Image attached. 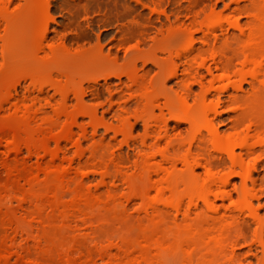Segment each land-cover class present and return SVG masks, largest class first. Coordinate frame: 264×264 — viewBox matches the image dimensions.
<instances>
[{"label":"rangeland","instance_id":"374dc122","mask_svg":"<svg viewBox=\"0 0 264 264\" xmlns=\"http://www.w3.org/2000/svg\"><path fill=\"white\" fill-rule=\"evenodd\" d=\"M10 1L8 7L0 4V245L6 244L10 248L8 264H117L128 261L122 253L125 247H130L131 256L137 257L135 250L151 238H163L171 244L173 234L183 228L184 222L181 217L176 223L173 222L175 204L171 203L170 193L159 196L151 190L144 200L134 199L125 208L127 198L132 196V189L126 181L114 180L113 177L107 179V186L101 184L104 165L99 164L98 158H92L89 150L92 146L100 147L99 154H104L105 163L110 164L111 176L117 167L110 154L122 150V155L127 159L128 152L130 158L125 164L127 176L137 181L138 172L134 165L139 153L123 142L118 129L123 125L128 128L132 126L133 137L141 136L145 123L159 114L155 110L154 115L147 113L144 119H135V112H140L135 103L140 101L143 93H150L152 98L160 97L163 88L173 94L177 82L171 79L164 87L159 79L166 75L151 62L144 64V60L156 52L159 60L168 61V55L159 51L164 48L171 50L172 57L181 52L180 43L173 37L175 32L203 22L221 21L227 26L235 15L234 9L238 4L242 6L246 0H177L175 17L179 21L173 27L165 26L163 35L158 37L162 40L161 45H142L138 49L135 47L140 38L129 23L122 22L128 27L121 32L118 31L120 24L116 27L115 21V25L109 28L98 25L83 11L82 6L87 0ZM64 3L66 11L63 10ZM206 3L216 7L215 14L210 17H207L208 12L203 13ZM47 4L56 15L55 21L50 23L51 30L55 31L51 36L56 37L52 43L62 50V54L54 60L38 51V33L47 17L44 12ZM77 9L81 10L79 14H76ZM149 12L148 8L144 9L146 15ZM169 12L168 8L167 14ZM170 17L174 19V16ZM245 21L246 18H242V22ZM65 24L70 28L65 29ZM62 35L66 39L61 44L58 38ZM201 35V32L195 34L197 46L202 45L199 39ZM113 44L117 45L112 49L114 54H118L116 61L114 54L108 56ZM219 49L220 44L215 46V50ZM222 52L231 56L223 46ZM104 74L109 76L105 79ZM128 74L143 81L140 85L142 91L132 87ZM182 76L179 71L178 77ZM153 79L155 81L151 88ZM240 79L233 73L229 80L223 78L222 82L215 84L216 87H227L222 97L224 104L233 100L228 95L240 96L235 105L219 110L215 125L221 132L232 125L236 113H239V106L245 110L244 115L251 116L254 122L264 120V99L250 101L251 91L246 83L242 90L235 89L234 85ZM41 85L47 92L36 99L35 90ZM198 90L197 85L192 86L194 93ZM80 95L83 96L82 102L77 100ZM65 97L66 104L62 102ZM23 101L30 108L29 113L16 112V107ZM189 104H192V100H189ZM35 110L42 111L37 118L32 117ZM114 111L122 116L115 115ZM90 116L94 117L93 122ZM75 117L80 127L90 130L88 139L77 147L75 142L79 138V129L74 128L77 134L64 142L66 161L58 167L69 171V175L64 179H47L42 169L46 167L48 159L42 161L37 154L30 153L27 146L48 144L47 149L54 151L53 138L60 136ZM166 121L170 140L182 138L190 142L195 138L187 122L171 118ZM94 126L98 133L92 137ZM108 142L113 144L111 148L107 146ZM15 149L21 150L18 159L13 157ZM80 151L85 155L79 166L78 160L70 161ZM16 161L19 163L16 164ZM16 165L20 170L25 167L30 173L21 175ZM81 175L89 179L81 189H77L75 178ZM232 183L239 184V179L234 177ZM177 193L186 206L188 199L184 184H179ZM258 195L259 202L254 201V207L264 222V191ZM31 196L41 199L39 208L42 217L34 214V204L25 202L20 205V200ZM114 199L121 205L114 206ZM79 200L87 224L79 218L76 207ZM225 205L228 211L233 208L229 202ZM156 207L171 212L167 221L159 222L158 217L155 221L151 220L149 216ZM16 232L21 236L11 244L10 238ZM250 244L251 241H248L236 248L237 258L244 264H258L261 255L255 247L249 251ZM102 247H109L111 256L101 259L99 250ZM162 260L164 264H182L174 262L170 254L164 255Z\"/></svg>","mask_w":264,"mask_h":264},{"label":"bare ground","instance_id":"6f19581e","mask_svg":"<svg viewBox=\"0 0 264 264\" xmlns=\"http://www.w3.org/2000/svg\"><path fill=\"white\" fill-rule=\"evenodd\" d=\"M10 3V0H0V4L5 7ZM177 6V0H87L82 8L93 21L104 28L112 27L116 23V27L120 24L118 31L121 32L124 27H128L122 22L129 23L130 28L140 38L135 47L138 49L142 45H161L162 40L158 37L163 35L165 26L173 27L174 23L179 21L175 17ZM146 8L150 10L148 15L144 13ZM215 8V5L206 3L203 13L208 12L207 17H210L215 14ZM63 10L66 11V3L63 4ZM44 12L47 17L39 29L38 51L54 60L62 54L59 45L54 46L52 43L56 37L51 36L55 31L51 30L50 23L55 21L56 15L51 12L48 4ZM80 12L81 10L77 9L76 14ZM233 12L235 15L227 26L221 21L207 24L203 22L194 26L192 24L184 31L175 32L173 37L180 43L181 52L172 57L171 50L164 48L159 51L168 55V61L159 60L156 52L144 60V64L151 62L166 75L165 78L159 79L164 87L171 79H176L177 82L173 94L163 88L160 97L152 98L150 93H143L140 101L135 103L140 109V112H135V119H144L147 113L154 115L155 110H158L159 114L145 123L141 136L133 137L132 126L128 128L123 125L118 129L123 142L139 153L134 165L138 172L137 181L127 176L125 164L130 158L128 152L127 159L122 155V150L110 154L117 167L111 176L110 164L105 163L104 154H99L100 147L92 146L89 150L91 157L98 158L99 164L104 165L101 184L107 186V179L113 177L114 180L126 181L132 189V196L127 198L125 208L134 199L144 200L151 190L159 196L168 192L171 195V203L175 204L173 222L176 223L179 217L184 222L183 228L173 234L171 244L163 238H151L135 250L137 257L131 256L130 247H125L122 253L128 261H120L117 264H164L162 259L166 254L172 255L174 262L182 264H244L237 258L235 250L248 241H251L248 250L252 251V247H255L261 255L258 264H264V222L254 207V201L259 202L258 194L264 191V120L254 122L251 116L244 115L245 110L239 106V113H236V119L227 131L221 132L215 125L219 110L235 105L240 97L230 94L228 96L233 100L228 104L222 102L227 87H216L215 84L222 82L223 78L229 80L230 75L234 73L241 78L240 82L234 85L235 89L242 90L243 84L246 83L251 91L250 101L264 99V0H246L242 6L238 4ZM170 16H174V19ZM242 18H246V21L242 22ZM66 27L70 28L65 24L64 28ZM198 32L202 33L199 38L201 46L195 44V34ZM65 39V35L58 38L61 44ZM218 44L219 51L215 50ZM116 46H111L108 56L114 54L112 49ZM222 46L231 54L230 57L222 52ZM114 56L115 61L119 59L118 54ZM179 71L183 74L181 78L178 77ZM108 76L109 74L103 75L105 79ZM128 77L132 87L142 91L140 85L143 81L133 75L128 74ZM155 79L150 82L151 88ZM193 85L198 86L197 93L192 91ZM35 92L38 99L47 91L44 85H41ZM77 100L82 102L83 96H78ZM189 100H192V104H189ZM62 102L66 104V97ZM29 111L30 108L25 106L24 101L16 107L18 113ZM40 113L41 110H35L32 117L37 118ZM114 113L118 114L117 111ZM167 118L187 122L190 131L195 133V138L190 142L182 138L170 140ZM91 119L93 122L94 117L90 116ZM74 128L79 129V138L75 145L81 147L83 141L88 139L90 130L84 126L80 127L76 117L60 136L53 138L56 146L54 151L47 149L48 144L41 147L34 144L27 146L29 152L37 154L42 161L48 159L46 167L42 169L47 179H64L69 175V171L58 167L66 161L64 142L77 134ZM97 133L98 129L94 126L92 137ZM107 146L111 148L113 144L108 142ZM20 153L21 150L15 149L13 157L18 159ZM84 155L85 153L80 151L70 162L78 160L80 166ZM98 155L100 157H97ZM17 163L19 161H16ZM23 165L24 163L21 164ZM16 167L23 176L30 173L25 167L21 170L18 165ZM234 177L239 179V184L232 183ZM75 179L77 189H81L89 178L81 175ZM180 183L184 184L187 190L186 206L177 195ZM25 202L35 205L36 216H43L39 208L40 198L31 196L22 199L20 205ZM226 202L233 205L229 211ZM80 205L81 200L76 203L79 218L87 224V218L80 210ZM113 205L121 204L114 199ZM170 215V211L156 207L149 217L152 221L158 217L159 222H164ZM156 225L159 223L156 222ZM18 236L21 234L16 232L10 238L11 244ZM99 256L101 259L111 256L110 248L102 247ZM10 257V248L6 244L0 245V264H8Z\"/></svg>","mask_w":264,"mask_h":264}]
</instances>
